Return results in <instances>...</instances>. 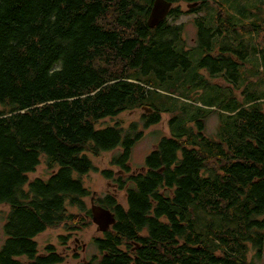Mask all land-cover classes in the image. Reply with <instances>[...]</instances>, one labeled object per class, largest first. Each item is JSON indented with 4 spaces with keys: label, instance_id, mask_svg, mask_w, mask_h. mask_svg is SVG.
<instances>
[{
    "label": "trees",
    "instance_id": "trees-1",
    "mask_svg": "<svg viewBox=\"0 0 264 264\" xmlns=\"http://www.w3.org/2000/svg\"><path fill=\"white\" fill-rule=\"evenodd\" d=\"M153 1L0 0V205L8 207L0 264H62L65 256L52 245L40 254L35 239L91 218L82 178L97 172L90 156L115 150L102 175L125 192L126 206L112 195L94 199L116 222L94 239L98 255L82 264H250V251L261 257L264 49L249 61L247 48L228 38L258 36L262 7H254L257 20L237 27L235 12L249 10L241 0H216L209 19L195 20L189 48L183 27L169 22L178 9L148 27ZM168 1L197 2L191 13L212 8L211 0ZM202 71L235 86L241 80L242 100L203 80ZM144 108L151 112L142 129L167 114L169 133L134 173L131 153L143 130L102 123ZM211 114L218 118L213 137L206 135ZM42 159L52 174L31 180Z\"/></svg>",
    "mask_w": 264,
    "mask_h": 264
},
{
    "label": "rangeland",
    "instance_id": "rangeland-1",
    "mask_svg": "<svg viewBox=\"0 0 264 264\" xmlns=\"http://www.w3.org/2000/svg\"><path fill=\"white\" fill-rule=\"evenodd\" d=\"M240 1V0H239ZM242 2L239 3V6L244 8L243 10H249L248 12L242 11L235 12V22L236 26L240 27L244 24L252 23L253 21L257 20L259 17L258 12L255 10L254 7L260 5L262 7V11L264 12V0H254L253 3L246 4L249 0H241ZM260 2V3H259ZM197 3V2H196ZM212 8L210 10H200L196 12H189L191 9H195L199 6L197 3L194 7H189L195 3H186V2H176L173 3L172 8L178 9L180 11L179 17L176 19H169L170 23L180 25L183 27V38L187 45V47L191 48L196 44L197 39V28L195 24V20L197 18H205L209 19V15L214 12V3L216 0L209 1ZM259 8V7H258ZM264 17V16H263ZM264 21V20H263ZM240 35L243 33H239ZM264 22L262 25V29L258 36H244L240 40L235 41L233 38H228L230 43L234 44H243L247 48L248 52V59L249 61H256V59L260 58V54L257 53V47L259 49H264ZM218 48L216 49V51ZM251 56V57H250ZM249 62L242 63L241 66L242 72L247 71L249 69ZM242 76V75H241ZM200 77L203 80L208 81L213 86L217 87L220 90L232 92L235 97L239 100H242V91L245 87V84L241 85V80L237 86L230 84L227 80H225L222 76H214L210 77L208 72L202 71L200 73ZM264 77V72L262 78ZM264 79V78H263ZM253 83H258V79H252ZM264 81L262 82V85ZM263 110H264V103H263ZM2 110L0 106V111ZM146 109H137L130 112L121 113L119 116L114 118L115 120L112 121L110 119H106L102 125L104 126H111L116 122H121L124 129H126L130 124L137 123L140 129H142V117L144 114H148ZM170 116L167 114H163L161 117V122L149 129L143 130V137L142 139L137 142L132 150L130 165L132 171L134 173H138L142 171L145 165V159L149 155V153L155 148L158 142L161 140L163 136H168V122ZM218 127V118L216 114H211L206 119V135L213 137L216 135ZM119 152V150L103 153L99 157L90 156L93 164L97 168V172H91L87 176L82 178L84 186L90 190L91 196L85 199L86 205L88 209H91L92 203L95 198L103 199L106 195H112L116 198L117 202L125 208L126 206V199H125V192L121 191L117 188V185L112 180H107L103 175L102 172L105 170H110V162L112 157ZM113 171L116 174H120V172L114 168ZM52 174L51 171H48L43 159L41 160V164L37 167L35 172L29 175L31 180L42 178V179H49L50 175ZM92 199V203H91ZM95 204V203H94ZM70 213L78 214L76 209H69ZM8 213V207L5 205H0V250L6 242V236L3 232V227L5 224V216ZM82 215V214H81ZM89 221V226H88ZM86 225V226H85ZM103 233L98 231V228L92 223L91 218L85 219L84 225L77 229L75 226H72L71 223H66L61 225L56 229H49L42 234H40L36 239V243L38 245L39 253L42 254L45 251V248L49 245H52L56 248L57 253L61 256H65V261L62 264H82L92 259L93 256L98 255V252L94 246V239L101 238ZM59 236H65L66 239L64 242L59 240ZM25 261V259H22ZM247 262L250 264H264V248L261 257H256V253L254 251H250L247 257Z\"/></svg>",
    "mask_w": 264,
    "mask_h": 264
},
{
    "label": "water",
    "instance_id": "water-1",
    "mask_svg": "<svg viewBox=\"0 0 264 264\" xmlns=\"http://www.w3.org/2000/svg\"><path fill=\"white\" fill-rule=\"evenodd\" d=\"M196 4L197 3L190 5L189 7H194ZM172 6L173 3L168 0H154L147 19L148 27L150 29H154L163 23L170 13ZM147 112L151 111L147 110ZM90 210L92 223L98 228L100 233L109 231L115 224V216L110 210L104 209L101 206L95 205L93 203Z\"/></svg>",
    "mask_w": 264,
    "mask_h": 264
},
{
    "label": "bare ground",
    "instance_id": "bare-ground-1",
    "mask_svg": "<svg viewBox=\"0 0 264 264\" xmlns=\"http://www.w3.org/2000/svg\"><path fill=\"white\" fill-rule=\"evenodd\" d=\"M93 204H94V201H93Z\"/></svg>",
    "mask_w": 264,
    "mask_h": 264
}]
</instances>
